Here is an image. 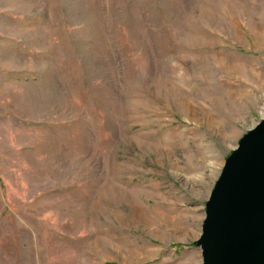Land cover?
<instances>
[{
	"label": "rangeland",
	"instance_id": "rangeland-1",
	"mask_svg": "<svg viewBox=\"0 0 264 264\" xmlns=\"http://www.w3.org/2000/svg\"><path fill=\"white\" fill-rule=\"evenodd\" d=\"M263 118L264 0H0V264H203Z\"/></svg>",
	"mask_w": 264,
	"mask_h": 264
},
{
	"label": "water",
	"instance_id": "water-1",
	"mask_svg": "<svg viewBox=\"0 0 264 264\" xmlns=\"http://www.w3.org/2000/svg\"><path fill=\"white\" fill-rule=\"evenodd\" d=\"M196 243L203 264H264V118L227 159Z\"/></svg>",
	"mask_w": 264,
	"mask_h": 264
},
{
	"label": "bare ground",
	"instance_id": "bare-ground-1",
	"mask_svg": "<svg viewBox=\"0 0 264 264\" xmlns=\"http://www.w3.org/2000/svg\"><path fill=\"white\" fill-rule=\"evenodd\" d=\"M245 96V95H242V97Z\"/></svg>",
	"mask_w": 264,
	"mask_h": 264
}]
</instances>
